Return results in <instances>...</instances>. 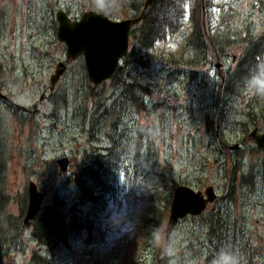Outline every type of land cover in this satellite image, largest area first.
Masks as SVG:
<instances>
[{
    "label": "rangeland",
    "instance_id": "1",
    "mask_svg": "<svg viewBox=\"0 0 264 264\" xmlns=\"http://www.w3.org/2000/svg\"><path fill=\"white\" fill-rule=\"evenodd\" d=\"M143 2L0 0V149L14 197L8 214H19L18 201L32 182L44 195L42 208L57 196L64 211L76 202L84 217L89 206L79 205V188L67 179L85 169L83 176L92 171L111 185L112 194L92 234L81 231L55 258L47 256L50 264H212L215 243L208 241L203 222L216 208L230 240H237L229 250L239 254L241 264H264V147L249 137L264 133V98L243 90L225 109L223 102L219 106L224 78L239 63L247 40L263 37L255 50L264 57V0H204L210 5L200 16L203 38L211 37L221 56L189 44L190 20L201 0H185L183 18L172 14L174 30L144 53L147 64L141 60L125 68L132 80L152 87L141 113L126 110L123 95L111 87L112 77L90 83L82 59L70 62L50 91V77L66 58L56 37L59 10L78 18L85 11L108 15L111 7L112 20L124 21L141 14L133 9ZM92 85L103 87L93 92ZM60 160H66L65 173ZM231 162L240 186L228 183ZM182 185L202 194L212 188L217 198L200 216L178 223L179 251L169 256L152 232L167 225L169 208L160 223L158 212ZM120 218L124 222L118 225ZM27 226L17 241L5 240L11 233L4 236L7 224L0 222V264H28L36 251L43 255Z\"/></svg>",
    "mask_w": 264,
    "mask_h": 264
},
{
    "label": "trees",
    "instance_id": "2",
    "mask_svg": "<svg viewBox=\"0 0 264 264\" xmlns=\"http://www.w3.org/2000/svg\"><path fill=\"white\" fill-rule=\"evenodd\" d=\"M184 3L185 0H154L147 8L139 24L132 27L129 37V51L121 60L123 64L116 69L110 79L111 87L115 86V89L123 95V104L125 103L126 110H133L136 113L143 112L146 109L143 101L149 96L150 88L152 87L149 84L144 85V83H141L137 79L132 80L128 77L129 75L125 73V68L130 64H135L136 66L141 65V60L147 64L149 60L147 59V62L145 61L146 55L144 53L149 52L159 40L167 33L174 30L173 24H176V18L172 16V14L180 12V17L182 15L183 18ZM209 5V3L205 5V14L209 10ZM142 9L143 4L139 8L136 6L133 10L136 14V12L142 11ZM137 15L139 16L140 14ZM192 15L193 20H190L192 33L189 35V39L191 38L189 44L191 43L195 50H208L209 53L216 50V55L221 56V54L217 53V51L221 52L219 45L209 36L207 40L203 38L204 30L200 18L202 15L201 6L200 9H198V7L194 8ZM262 42L263 37H256L253 41L249 39L245 43L239 63L234 71L227 73L224 78L221 93L223 100L219 103L221 108L222 102L224 106L226 104L228 105V99L238 97L244 90V77L247 76L249 69L256 63L255 60L261 55V51L256 52L255 49L257 47L260 48ZM196 64L198 65V63ZM196 64L194 68H196ZM205 65L206 62L202 64V68ZM196 75V73H191L192 77ZM102 87L103 86H101V88ZM101 88L92 85L93 92ZM92 97L93 100H95L97 96L92 95ZM226 107L227 106L223 109ZM208 125L213 127L212 120L209 118L207 120V126ZM208 130L210 133H213L212 129ZM6 159V155L3 150L0 149V222H5L7 224V230L2 234L5 236L7 232L11 233L7 238H4V236L3 238L5 240H10L14 237L17 241L25 225L23 219L27 206V192L25 189L21 200L18 201L19 214L14 218L8 214L7 210L12 204L14 197H12L8 189L5 179L8 170V166L5 162ZM231 164L233 167L228 168V183L230 185L238 184L240 186L241 183L235 178L236 164L235 162H231ZM85 172L87 171L82 169V175L81 173H77L73 179L68 178L67 182L73 183L79 188V205H88V213H86L84 217L79 216L75 210V206L77 205L76 202L64 211V203L57 196L51 199V204L44 208L41 207L40 212L27 224V229L30 230L29 234L32 239L43 247L44 253L41 255L39 251H36V253L30 257L28 264H50L51 260L47 256H54L55 258L63 247L68 246L70 239L76 237L81 231L86 232L89 236L92 234L93 225L99 219V215L105 210L109 200L108 197L112 194V188L109 183V186H106V182L101 183L99 178L95 179L92 171H88L87 175L83 176ZM89 180L92 184L96 182V185H93V187L87 184ZM169 205L170 201H165L164 207L158 212L159 223L162 222L168 208L170 209ZM213 210L216 211H213L214 213L212 214H208L209 216L206 222H203V225L208 229V241L210 243H215L214 249L216 254L221 249L228 251L230 249L228 246L234 249V242H237L236 238L230 240L229 230L220 223V209L216 208Z\"/></svg>",
    "mask_w": 264,
    "mask_h": 264
},
{
    "label": "water",
    "instance_id": "3",
    "mask_svg": "<svg viewBox=\"0 0 264 264\" xmlns=\"http://www.w3.org/2000/svg\"><path fill=\"white\" fill-rule=\"evenodd\" d=\"M201 1L203 4L204 0ZM153 2L154 0H144L143 10L138 17L119 22L94 11L84 12L79 20L72 21L67 14L59 10L55 14L56 37L65 46L66 58L57 64L50 77V91L65 73L67 65L78 58L83 59L88 81L93 85L110 79L129 50L132 26L141 21ZM202 12L204 16V7ZM249 137L254 140L258 148L264 147V133L256 135V132H252ZM57 164L62 167L60 172L65 173L66 160H60ZM43 199L44 195L37 190L36 185L28 182L27 206L23 219L25 225L40 212ZM215 199L216 195L212 188H207L202 194L183 185L176 187L170 202L166 227L171 230L186 217L200 216L207 205L213 203Z\"/></svg>",
    "mask_w": 264,
    "mask_h": 264
},
{
    "label": "clouds",
    "instance_id": "4",
    "mask_svg": "<svg viewBox=\"0 0 264 264\" xmlns=\"http://www.w3.org/2000/svg\"><path fill=\"white\" fill-rule=\"evenodd\" d=\"M96 3L99 5V0H96ZM111 3L116 6L118 0H111ZM244 91L247 95L264 98V57H258L256 63L249 69L247 76L244 77ZM123 222V219L120 218L116 223L119 225ZM152 235L166 255H177L180 236L175 228L169 230L166 226L160 225L153 230ZM170 264H176V260H172ZM212 264H241V258L236 251L221 249L213 257Z\"/></svg>",
    "mask_w": 264,
    "mask_h": 264
},
{
    "label": "flooded vegetation",
    "instance_id": "5",
    "mask_svg": "<svg viewBox=\"0 0 264 264\" xmlns=\"http://www.w3.org/2000/svg\"><path fill=\"white\" fill-rule=\"evenodd\" d=\"M64 11V13L65 14H67L68 16H69V18L72 20V21H77V20H79L80 18H81V16L80 17H78V18H76V17H74V18H71L70 17V15H69V13H68V11H65V10H63ZM106 11H109L108 12V15H106L105 13H102V12H97V11H94V12H96V13H98V14H103V15H105L106 17H108L110 20H112V18H111V15H112V13H113V11H112V8L111 7H108V8H106ZM106 11H104V12H106ZM85 12H87V11H85ZM83 14V13H82ZM134 19V18H133ZM112 21H115V22H119V21H117V20H112ZM56 26H57V22H56Z\"/></svg>",
    "mask_w": 264,
    "mask_h": 264
},
{
    "label": "snow or ice",
    "instance_id": "6",
    "mask_svg": "<svg viewBox=\"0 0 264 264\" xmlns=\"http://www.w3.org/2000/svg\"><path fill=\"white\" fill-rule=\"evenodd\" d=\"M100 5L103 6L104 0H99Z\"/></svg>",
    "mask_w": 264,
    "mask_h": 264
},
{
    "label": "bare ground",
    "instance_id": "7",
    "mask_svg": "<svg viewBox=\"0 0 264 264\" xmlns=\"http://www.w3.org/2000/svg\"><path fill=\"white\" fill-rule=\"evenodd\" d=\"M217 198V197H216Z\"/></svg>",
    "mask_w": 264,
    "mask_h": 264
}]
</instances>
